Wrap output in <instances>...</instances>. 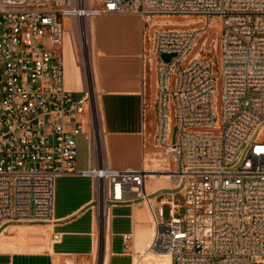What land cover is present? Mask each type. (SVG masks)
<instances>
[{
	"label": "built area",
	"instance_id": "1",
	"mask_svg": "<svg viewBox=\"0 0 264 264\" xmlns=\"http://www.w3.org/2000/svg\"><path fill=\"white\" fill-rule=\"evenodd\" d=\"M109 13L144 24L156 75L152 148L172 166L160 172L165 190L146 193L144 167L92 157L75 170L77 139L92 151L95 105L89 90L64 87L62 45L68 23ZM263 128L264 0H0V231L51 220L56 180L81 176L108 207L145 204L154 234L133 264H264Z\"/></svg>",
	"mask_w": 264,
	"mask_h": 264
},
{
	"label": "crops",
	"instance_id": "2",
	"mask_svg": "<svg viewBox=\"0 0 264 264\" xmlns=\"http://www.w3.org/2000/svg\"><path fill=\"white\" fill-rule=\"evenodd\" d=\"M67 28L69 33L64 38L62 53L64 61L67 60L69 78L66 80L64 65V87L71 92L89 90L92 94L99 140L96 164L116 170L142 169L148 160L146 156L154 153L151 137L156 98L155 71L145 60L143 21L134 14L109 13L86 20L81 34L76 23H68ZM76 67L78 73L74 72ZM80 139L85 141L82 137L77 139L76 171L93 164L86 141V160L79 157ZM155 181L156 189L159 183ZM95 188L89 177L58 178L54 212L51 220L42 226L50 237L47 250L0 254V264H90L93 254L97 264H133L135 255L141 253L136 249L146 250L150 243L143 236L152 231L154 234L143 203L109 208L101 205L97 214ZM145 189H150L147 182ZM99 217L104 218L108 236V245L103 247L100 259L95 248L99 240ZM55 234L61 235L59 242H52Z\"/></svg>",
	"mask_w": 264,
	"mask_h": 264
},
{
	"label": "rangeland",
	"instance_id": "3",
	"mask_svg": "<svg viewBox=\"0 0 264 264\" xmlns=\"http://www.w3.org/2000/svg\"><path fill=\"white\" fill-rule=\"evenodd\" d=\"M99 1L100 0H86V3L88 4V6L93 7V6H96V4H98ZM84 21L81 23L82 27L86 23V20H84ZM172 21L175 22L177 26H186L187 25L186 21L182 20L181 18H173ZM82 27H81V29H82ZM212 33H213V31H212ZM66 45L67 46L69 45L67 38H66ZM65 68H66L65 76H66V80H68L69 76H67V60L66 59H65ZM74 72L78 73L77 67L75 68ZM78 82H79V78H78ZM216 88H217V96H218V98H220V92H221L220 80L217 81ZM168 90L170 91L171 88L169 87ZM262 136L264 137V133L262 134ZM78 146H79V157L81 158V160L85 161L86 157H87L85 141L80 139L78 141ZM152 150H153V148H152ZM155 153H156V151H154L153 155L146 156V158L149 161L147 160V163L143 164V167L145 166V170L153 172L157 169L155 163H161L162 162L161 160L159 161L158 155H156ZM163 177L164 176H162V175L161 176L155 175L154 177H151L150 179H148L149 181L147 180L146 182H147V185L150 186V189H148L149 191L147 189H145L146 193L149 194V193H153L157 190H165L166 188H169L170 185H169L168 178L166 179ZM155 180H157L159 183L158 188L156 187V189L154 186L155 182H156ZM177 201L179 203L183 202V200L180 196L177 197ZM95 204H96V213L97 214H98V211H99L101 205H103L102 207H105V206L108 207L107 204L105 203L104 195L102 193V187H101V189H98L96 191V203ZM143 207L145 208L149 224H151V220H150L149 215L147 213L145 204H143ZM45 224H46V222H34V221H32V222H28V221L27 222H13V223L7 224L0 231V235L6 234L5 233L6 229H7V233L9 231V235H7V237L3 236L2 238H0V254H11L14 252H44L45 250H47V248L50 245L49 233H48L46 228L42 227ZM99 224H100V229H98L97 232H99L101 240H103L104 235H105L104 218L99 217ZM99 250H100V252H99ZM99 250L97 248V254L96 255L100 259L102 257L103 252H104L103 243H102ZM139 251H141V253H142L145 250H139ZM95 257L96 256L93 254L91 261H90V264H97L98 263V260L97 261L95 260V262H94ZM148 260H156L155 264H169V260H166L163 258H161V259L150 258Z\"/></svg>",
	"mask_w": 264,
	"mask_h": 264
},
{
	"label": "bare ground",
	"instance_id": "4",
	"mask_svg": "<svg viewBox=\"0 0 264 264\" xmlns=\"http://www.w3.org/2000/svg\"><path fill=\"white\" fill-rule=\"evenodd\" d=\"M81 4L82 5H85V6H88V4L86 3V0H81ZM82 20H84V19H81V20H77V21H75L74 23H76V25H77V27L80 29V34L82 33V29H81V23L83 22ZM193 21L192 20H187L186 21V23L187 24H190V23H192ZM84 29V28H83ZM64 65H65V61H64ZM66 81V80H65ZM264 133V128L261 130V134H263ZM98 134H97V136H96V131H95V140H94V142L92 143V155H93V157L95 158V151H96V148H97V145L99 144V140H98ZM102 142V141H101ZM159 161H160V159H159ZM162 162L163 163H165V165H166V168H164V167H162L161 165H160V163H155V165H156V170L155 171H153V172H151V171H147V170H145L146 171V173H147V175H148V177H149V179L151 178V177H154L155 175H157V176H164L163 178H168V180H169V185H170V176H168V174H161L160 172H161V170H171L172 169V166H171V164L170 163H168L167 161L166 162H164L163 160H162ZM161 162V163H162ZM144 169H145V167H144ZM155 172V173H154ZM146 184V183H145ZM153 232V231H152ZM152 232H150V234H149V232H148V234L147 235H144L143 236V238L145 239V241H147V244L150 242V240H151V237L153 236V234H152ZM5 233L6 234H1L0 235V238H2L3 236H5V237H7V235H9V231H8V233H7V229L5 230ZM4 237V238H5ZM145 243V242H144ZM146 244V243H145ZM145 244H144V246H145ZM107 245H108V236H107V234H105L104 235V238H103V247L105 246V247H107ZM148 246V245H147ZM95 248H98V242L96 241L95 242ZM136 251H139L138 249H136ZM145 252V251H144ZM144 252H142V253H137V254H143ZM161 258H163V259H166V260H168V258L167 257H165V256H161V257H158V259H161ZM134 260H138L137 259V255H135V257H134ZM156 261V260H155ZM155 261L153 262V264H155Z\"/></svg>",
	"mask_w": 264,
	"mask_h": 264
},
{
	"label": "water",
	"instance_id": "5",
	"mask_svg": "<svg viewBox=\"0 0 264 264\" xmlns=\"http://www.w3.org/2000/svg\"><path fill=\"white\" fill-rule=\"evenodd\" d=\"M171 58H172V56H170V55H162V59L165 60V61H169ZM99 229H100V224H99ZM102 243H103V240H101V237L99 235L98 250L100 249ZM99 252H100V250H99Z\"/></svg>",
	"mask_w": 264,
	"mask_h": 264
}]
</instances>
